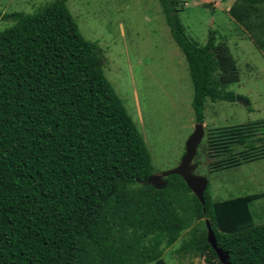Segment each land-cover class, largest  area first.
Instances as JSON below:
<instances>
[{"label": "trees", "instance_id": "16d2710c", "mask_svg": "<svg viewBox=\"0 0 264 264\" xmlns=\"http://www.w3.org/2000/svg\"><path fill=\"white\" fill-rule=\"evenodd\" d=\"M67 3L0 12L13 23L0 33V264H168L167 250L192 227L175 255L221 264L207 220L232 264H264V223L251 210L264 193L215 202L208 183L204 205L179 175L162 190L145 183L155 174L147 143ZM160 3L203 124L207 100L240 97L226 91L239 67L213 31L205 46L187 34L186 2ZM230 14L252 33L264 0H236ZM205 130L200 164L210 173L264 158V120Z\"/></svg>", "mask_w": 264, "mask_h": 264}, {"label": "rangeland", "instance_id": "374dc122", "mask_svg": "<svg viewBox=\"0 0 264 264\" xmlns=\"http://www.w3.org/2000/svg\"><path fill=\"white\" fill-rule=\"evenodd\" d=\"M53 1L0 0V12L33 14ZM183 1L186 7L180 20L187 34L205 46L210 32L216 33L218 41L229 46L240 70V82L226 89L240 97L236 102L207 100L205 128L264 120V19L247 23L251 33L231 17L236 0ZM67 5L82 35L102 51L106 75L147 143L155 174L178 167L197 125L195 90L189 63L172 36L160 0H68ZM12 25L0 20V33ZM250 33L262 38L259 46ZM198 153L195 161L202 163L200 149ZM197 174L208 179V192L215 202L264 193V158L215 173L200 166ZM251 210L257 223L263 224L264 199L252 203ZM193 233V227L189 228L167 250L168 264H207L192 254L175 255Z\"/></svg>", "mask_w": 264, "mask_h": 264}, {"label": "water", "instance_id": "95a60500", "mask_svg": "<svg viewBox=\"0 0 264 264\" xmlns=\"http://www.w3.org/2000/svg\"><path fill=\"white\" fill-rule=\"evenodd\" d=\"M238 101L244 103L246 106L249 105V103L243 99H238ZM205 135V125L197 124L194 133L186 143V152L179 166L167 172L153 174L146 180L145 183L152 185L158 190H162L167 187L166 178L172 175H179L185 180L197 198L205 205L204 195L208 186V179L205 176L197 174V170L200 165L198 163H194L199 148L205 139ZM206 223L208 228V241L216 250L221 264H232L230 262L229 254L218 247L217 239L209 220H207Z\"/></svg>", "mask_w": 264, "mask_h": 264}, {"label": "clouds", "instance_id": "9594fccd", "mask_svg": "<svg viewBox=\"0 0 264 264\" xmlns=\"http://www.w3.org/2000/svg\"><path fill=\"white\" fill-rule=\"evenodd\" d=\"M203 124L205 125V123H203ZM198 152H199V151H198ZM195 160H196V158H195ZM195 160H194V163H198V162H196ZM198 164H199L200 166H202L200 163H198ZM200 166H199V168H200ZM199 168H198V169H199ZM197 171H198V170H197ZM208 183H209V182H208Z\"/></svg>", "mask_w": 264, "mask_h": 264}]
</instances>
